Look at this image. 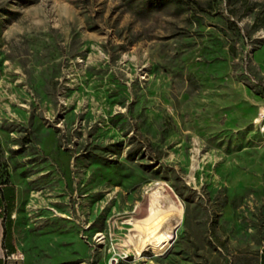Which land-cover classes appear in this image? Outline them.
I'll use <instances>...</instances> for the list:
<instances>
[{
	"label": "rangeland",
	"instance_id": "1",
	"mask_svg": "<svg viewBox=\"0 0 264 264\" xmlns=\"http://www.w3.org/2000/svg\"><path fill=\"white\" fill-rule=\"evenodd\" d=\"M0 148L12 263L257 264L264 0H0Z\"/></svg>",
	"mask_w": 264,
	"mask_h": 264
},
{
	"label": "trees",
	"instance_id": "2",
	"mask_svg": "<svg viewBox=\"0 0 264 264\" xmlns=\"http://www.w3.org/2000/svg\"><path fill=\"white\" fill-rule=\"evenodd\" d=\"M162 3L166 0H149ZM178 4H184L186 0H173ZM3 176V178H2ZM2 178V180H1ZM0 216L2 218L3 224V246L7 248L8 251H13L14 247L12 244L13 239V212L16 207V185L9 181V173L3 163V153L0 148ZM263 252L261 253V257Z\"/></svg>",
	"mask_w": 264,
	"mask_h": 264
},
{
	"label": "crops",
	"instance_id": "3",
	"mask_svg": "<svg viewBox=\"0 0 264 264\" xmlns=\"http://www.w3.org/2000/svg\"><path fill=\"white\" fill-rule=\"evenodd\" d=\"M16 191H17V188H16ZM88 230H90V229L88 228ZM12 244H13V247H14L12 253H16L17 245L15 243L14 237L12 239ZM0 247H3L5 250H7V248L3 246V224H2V218H1V216H0ZM262 252H263V256L261 257V253ZM108 256L109 255H107V256L104 257L103 263L105 262V260H106V258ZM0 264H19V263H15V262L12 263L10 260H8V259L5 258V256L3 255V253H0ZM243 264H252V263L250 261H246ZM257 264H264V246H263V248L260 249V253H259V256H258V263Z\"/></svg>",
	"mask_w": 264,
	"mask_h": 264
},
{
	"label": "bare ground",
	"instance_id": "4",
	"mask_svg": "<svg viewBox=\"0 0 264 264\" xmlns=\"http://www.w3.org/2000/svg\"><path fill=\"white\" fill-rule=\"evenodd\" d=\"M164 196L166 197V194H164ZM177 203V202H176ZM166 209V208H165ZM165 209H163V210H165ZM174 209H175V219H176V225H177V228H176V230H175V234L177 233V230H178V226L180 225V223H181V220H182V208L178 205V207L177 206H174ZM163 212V211H162ZM165 212V211H164ZM161 213V212H160ZM166 224V223H165ZM163 231H164V229H163ZM139 235V236H145V234H143L141 231H138V233H133V236L134 235ZM159 234H160V232H158V233H156V234H154V235H152L151 236V239L154 241L155 239H157L158 238V236H159ZM177 235V234H176ZM176 235H175V237H176ZM147 236V235H146ZM175 237H173L172 239H175ZM168 242V241H167ZM166 242V243H167ZM164 244V245H162V246H160L159 248H158V252H161V251H163L164 249H165V247H166V245L167 244ZM121 256V255H120ZM119 256V264H120V261H121V257ZM116 257H118V256H112V258H116Z\"/></svg>",
	"mask_w": 264,
	"mask_h": 264
},
{
	"label": "built area",
	"instance_id": "5",
	"mask_svg": "<svg viewBox=\"0 0 264 264\" xmlns=\"http://www.w3.org/2000/svg\"><path fill=\"white\" fill-rule=\"evenodd\" d=\"M104 237H105V241H106L108 234L105 235ZM86 242L90 243L87 238H86ZM121 250H122V248L119 247V255H120ZM12 255L14 256V253H12ZM20 255H21V253H20ZM119 255L116 258H109V256H108L103 264H119Z\"/></svg>",
	"mask_w": 264,
	"mask_h": 264
},
{
	"label": "water",
	"instance_id": "6",
	"mask_svg": "<svg viewBox=\"0 0 264 264\" xmlns=\"http://www.w3.org/2000/svg\"><path fill=\"white\" fill-rule=\"evenodd\" d=\"M174 241V239H172L170 242H173Z\"/></svg>",
	"mask_w": 264,
	"mask_h": 264
}]
</instances>
